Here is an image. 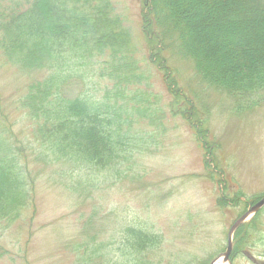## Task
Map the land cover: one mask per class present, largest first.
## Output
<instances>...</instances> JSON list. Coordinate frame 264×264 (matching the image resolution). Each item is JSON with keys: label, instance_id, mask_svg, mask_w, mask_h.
Masks as SVG:
<instances>
[{"label": "rangeland", "instance_id": "1", "mask_svg": "<svg viewBox=\"0 0 264 264\" xmlns=\"http://www.w3.org/2000/svg\"><path fill=\"white\" fill-rule=\"evenodd\" d=\"M112 4L113 14L121 16L130 31L137 64L150 74L137 86L146 102L134 105L147 110L132 116L131 158L115 170L83 176L82 194V189L69 188L77 180L68 174V165L37 164L29 156L32 169L46 172L36 181L33 205L0 231V249L6 251L0 264H80L83 250L76 249L94 233L92 248L101 250L94 261L100 264H215L219 259L222 264H264V207L258 211L259 231L248 235L242 252L232 251L229 260L224 259L232 225L252 200L264 198V92L243 98L203 82L192 60L166 54L165 63L148 44L154 32H146L144 2ZM30 78L5 59L0 48V103L8 108L17 131H27L30 122L11 109ZM71 83L72 95L80 89L97 97L104 92L105 82L94 75ZM184 92L200 103L201 112L190 110L188 115L199 123L205 118L203 126L189 122L187 107L177 96L184 97ZM198 128L202 133L197 137ZM126 225L153 232L162 242L139 259L122 243L121 228Z\"/></svg>", "mask_w": 264, "mask_h": 264}, {"label": "trees", "instance_id": "2", "mask_svg": "<svg viewBox=\"0 0 264 264\" xmlns=\"http://www.w3.org/2000/svg\"><path fill=\"white\" fill-rule=\"evenodd\" d=\"M142 1L146 32H154L148 44L165 63L166 54L192 60L203 82L243 98L264 92V0ZM112 3L9 0L6 5L0 0L3 56L32 76L11 109L30 122L27 131L15 129L8 108L0 103V223L5 222L0 231L33 205L36 181L46 169H32V161L68 165V174L77 180L69 188L85 194L83 176L115 170L131 158L132 116L147 110L134 105L146 102L137 86L150 74L137 64L130 31L121 16L113 14ZM165 68L170 70L168 65ZM89 75L105 82L100 97L87 89L68 92L71 82L85 81ZM177 96L187 107L191 125L203 126L205 118L199 123L188 115L190 110L201 112L200 103H193L185 92L184 97ZM202 115L206 117V112ZM195 130L201 136V130ZM258 218L257 213L241 225L245 230L238 234L233 255L243 251L249 234L259 231ZM120 235L126 249L139 259L162 242L159 235L130 225L123 226ZM96 237L94 233L76 249L83 250L80 264H100L94 258L100 259L101 250L92 248ZM5 254L0 249V256Z\"/></svg>", "mask_w": 264, "mask_h": 264}, {"label": "water", "instance_id": "3", "mask_svg": "<svg viewBox=\"0 0 264 264\" xmlns=\"http://www.w3.org/2000/svg\"><path fill=\"white\" fill-rule=\"evenodd\" d=\"M264 206V198L261 199L258 203L253 205L250 209H248L244 214H242L232 225L230 231H229V236H228V247L226 252L224 253V259L226 261L229 260L230 255L233 251V238L235 231L239 226H241L244 222L248 221L249 218L254 216L262 207Z\"/></svg>", "mask_w": 264, "mask_h": 264}, {"label": "bare ground", "instance_id": "4", "mask_svg": "<svg viewBox=\"0 0 264 264\" xmlns=\"http://www.w3.org/2000/svg\"><path fill=\"white\" fill-rule=\"evenodd\" d=\"M222 259H219L217 262H215V264H222Z\"/></svg>", "mask_w": 264, "mask_h": 264}]
</instances>
